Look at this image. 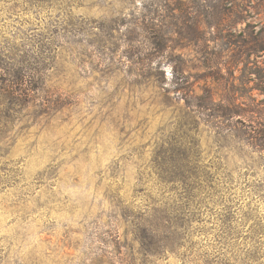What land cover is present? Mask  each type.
Segmentation results:
<instances>
[{"label":"rangeland","instance_id":"374dc122","mask_svg":"<svg viewBox=\"0 0 264 264\" xmlns=\"http://www.w3.org/2000/svg\"><path fill=\"white\" fill-rule=\"evenodd\" d=\"M260 124L264 0H0V264H264Z\"/></svg>","mask_w":264,"mask_h":264},{"label":"trees","instance_id":"16d2710c","mask_svg":"<svg viewBox=\"0 0 264 264\" xmlns=\"http://www.w3.org/2000/svg\"><path fill=\"white\" fill-rule=\"evenodd\" d=\"M172 79H173V84L176 85V87H179L180 91L182 92H185V90L187 89V83H188V78L186 77V75H184V71L183 70H180L179 73H176L174 71L173 75H172ZM17 78V77H16ZM188 90V89H187ZM198 108H201V109H206L205 105H214V101H213V98L210 97L209 99L205 100L204 98H200L199 101H198ZM187 104H190L189 102H187ZM191 105V104H190ZM223 108H224V111L222 113L221 109L218 107L219 111H217V113H221V115L217 114L218 115V118H223V119H226L228 116L230 117H234V116H239L238 113L236 112H231L228 114L227 111L229 110L225 105H223ZM254 113V112H253ZM262 120V118L260 119ZM263 121V120H262ZM259 126H264L262 124H260ZM246 130V129H245ZM244 134V136L247 138V141L250 142V145H252V147H254V143H255V140H257V138H259V143H260V147L258 148L257 146L255 147L257 149V151L259 152H264V130H260L258 131V129H254L252 132H246V131H243L242 132ZM261 143H263V145H261Z\"/></svg>","mask_w":264,"mask_h":264}]
</instances>
